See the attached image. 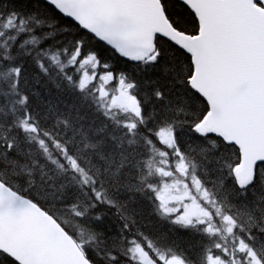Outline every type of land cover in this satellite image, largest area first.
Returning <instances> with one entry per match:
<instances>
[{
	"label": "snow or ice",
	"instance_id": "snow-or-ice-1",
	"mask_svg": "<svg viewBox=\"0 0 264 264\" xmlns=\"http://www.w3.org/2000/svg\"><path fill=\"white\" fill-rule=\"evenodd\" d=\"M0 264H264V0H0Z\"/></svg>",
	"mask_w": 264,
	"mask_h": 264
},
{
	"label": "trees",
	"instance_id": "trees-1",
	"mask_svg": "<svg viewBox=\"0 0 264 264\" xmlns=\"http://www.w3.org/2000/svg\"><path fill=\"white\" fill-rule=\"evenodd\" d=\"M17 2H19V0H17Z\"/></svg>",
	"mask_w": 264,
	"mask_h": 264
}]
</instances>
